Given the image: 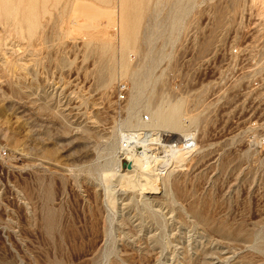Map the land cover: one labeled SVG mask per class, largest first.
I'll return each instance as SVG.
<instances>
[{
    "label": "rangeland",
    "instance_id": "1",
    "mask_svg": "<svg viewBox=\"0 0 264 264\" xmlns=\"http://www.w3.org/2000/svg\"><path fill=\"white\" fill-rule=\"evenodd\" d=\"M178 102L167 186L106 187ZM0 264H264V0H0Z\"/></svg>",
    "mask_w": 264,
    "mask_h": 264
},
{
    "label": "bare ground",
    "instance_id": "2",
    "mask_svg": "<svg viewBox=\"0 0 264 264\" xmlns=\"http://www.w3.org/2000/svg\"><path fill=\"white\" fill-rule=\"evenodd\" d=\"M87 7L85 8L86 11L79 10V14L77 12V14H75V18L77 19H75L74 24H76L78 27L92 26V19L97 17L99 14L104 13L107 14L109 17V14L112 12L101 9L94 5L91 6V4L88 8ZM83 13L88 19V22L78 20L81 19L80 17L83 15L80 16V14ZM101 49L103 50V52H108L107 44L102 43ZM108 61L109 59L107 58L102 62V64L100 63L101 66L98 70L99 73L105 72L106 70H110ZM110 75L111 74L109 73L106 81L110 79ZM179 102L178 105H169V102L168 104L163 105L161 108H157L156 110H154L152 113L153 121L150 125L151 127L146 126L144 128L141 127L135 130L126 131L127 136L125 141L123 142L126 143V147H123V145H121V150L119 149L122 156L121 158L125 161V163H123L121 158L118 159L115 167V173L112 174V180H110V182L106 184V187H113L114 190L123 191L140 190L141 193H145L147 191L146 193L152 194L157 193L155 192L156 190L159 191L160 184H162L164 188L167 186H165V182H167V172L178 167V165H181L186 159V157H188L190 154L182 152L181 150H177L173 155H169L167 154L168 152L163 149V152H165V154L159 155L157 151L154 152V149H156L157 147H155V145L153 144L158 143L165 148L168 147V145L175 140H179L181 138L186 139L190 135L194 136V132L189 131V129H187L186 131H184V133L179 135V138L174 137L172 139L170 137L171 134H177V132L183 131V126L176 118V113L178 112L179 108ZM160 127L165 128L166 130H170L171 134L169 132L164 133V130V137H162L161 139L156 129ZM160 141H162V143ZM197 147L198 145H196L195 150L197 149ZM145 187L149 190H142Z\"/></svg>",
    "mask_w": 264,
    "mask_h": 264
},
{
    "label": "built area",
    "instance_id": "3",
    "mask_svg": "<svg viewBox=\"0 0 264 264\" xmlns=\"http://www.w3.org/2000/svg\"><path fill=\"white\" fill-rule=\"evenodd\" d=\"M236 52V51H235ZM253 69H260V65H256ZM119 92L122 93L125 90V85H120ZM190 131V130H189ZM194 136H189L188 138H181L179 140H175L171 142L168 147H162L160 144H156L155 147H157L155 150L160 154H165L163 152L164 150L167 151L169 155H173L177 150H181L182 152H186L187 154H193L195 152V139ZM124 147H126V143H124ZM164 149V150H163Z\"/></svg>",
    "mask_w": 264,
    "mask_h": 264
}]
</instances>
